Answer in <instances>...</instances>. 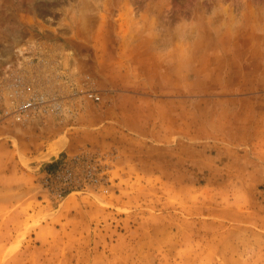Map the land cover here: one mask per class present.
<instances>
[{
    "label": "rangeland",
    "instance_id": "374dc122",
    "mask_svg": "<svg viewBox=\"0 0 264 264\" xmlns=\"http://www.w3.org/2000/svg\"><path fill=\"white\" fill-rule=\"evenodd\" d=\"M35 43L103 99L0 119V264H264V0H0V68ZM81 148L109 192L59 201Z\"/></svg>",
    "mask_w": 264,
    "mask_h": 264
},
{
    "label": "built area",
    "instance_id": "2783aa9c",
    "mask_svg": "<svg viewBox=\"0 0 264 264\" xmlns=\"http://www.w3.org/2000/svg\"><path fill=\"white\" fill-rule=\"evenodd\" d=\"M64 64L62 55L39 43L15 50L13 61L0 68V119L22 126L51 119L71 128L84 101L101 103L90 77H76ZM112 154L81 148L44 173L41 185L59 201L71 194L106 195Z\"/></svg>",
    "mask_w": 264,
    "mask_h": 264
},
{
    "label": "trees",
    "instance_id": "16d2710c",
    "mask_svg": "<svg viewBox=\"0 0 264 264\" xmlns=\"http://www.w3.org/2000/svg\"><path fill=\"white\" fill-rule=\"evenodd\" d=\"M52 168H53V165H52V164H49L48 166L45 167V169H46L47 171L52 170Z\"/></svg>",
    "mask_w": 264,
    "mask_h": 264
},
{
    "label": "crops",
    "instance_id": "0c3cea01",
    "mask_svg": "<svg viewBox=\"0 0 264 264\" xmlns=\"http://www.w3.org/2000/svg\"><path fill=\"white\" fill-rule=\"evenodd\" d=\"M58 158V155L54 156L53 159L56 160Z\"/></svg>",
    "mask_w": 264,
    "mask_h": 264
}]
</instances>
